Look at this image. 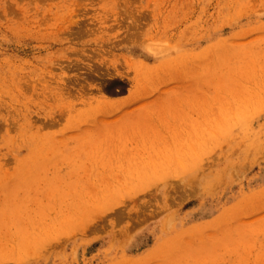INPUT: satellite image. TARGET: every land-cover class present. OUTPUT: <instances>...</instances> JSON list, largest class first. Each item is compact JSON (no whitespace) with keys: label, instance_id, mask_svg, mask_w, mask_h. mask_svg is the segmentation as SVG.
<instances>
[{"label":"rangeland","instance_id":"obj_1","mask_svg":"<svg viewBox=\"0 0 264 264\" xmlns=\"http://www.w3.org/2000/svg\"><path fill=\"white\" fill-rule=\"evenodd\" d=\"M0 264H264V0H0Z\"/></svg>","mask_w":264,"mask_h":264}]
</instances>
